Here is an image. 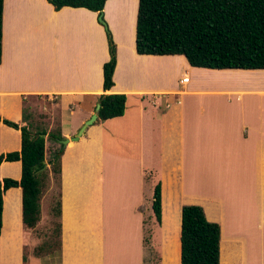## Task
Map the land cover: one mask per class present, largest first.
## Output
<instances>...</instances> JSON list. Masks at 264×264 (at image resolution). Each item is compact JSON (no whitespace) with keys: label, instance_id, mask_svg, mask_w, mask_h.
<instances>
[{"label":"crops","instance_id":"crops-1","mask_svg":"<svg viewBox=\"0 0 264 264\" xmlns=\"http://www.w3.org/2000/svg\"><path fill=\"white\" fill-rule=\"evenodd\" d=\"M110 3L125 1L107 0L103 9L117 46L114 85L105 91L104 64L111 56L100 12L4 0L2 118L20 126L42 120L48 131L57 121L66 138L96 112L101 94L127 95L122 116L98 117L63 149L61 247L28 257L76 264L71 258L88 251L105 264L111 225L121 219L128 226L123 237L136 239L138 264H168L173 249L181 264L182 208L198 204L221 225V264H264V69L197 67L183 54H139V0L132 33L124 20L115 31ZM53 98L58 115L50 110L40 120L34 101ZM49 143L47 135V167ZM21 148V130L0 120V154ZM21 176L20 160L0 164V181ZM159 182L161 222L153 210ZM26 233L23 190L11 187L3 196L0 264H27Z\"/></svg>","mask_w":264,"mask_h":264},{"label":"trees","instance_id":"trees-1","mask_svg":"<svg viewBox=\"0 0 264 264\" xmlns=\"http://www.w3.org/2000/svg\"><path fill=\"white\" fill-rule=\"evenodd\" d=\"M56 10L64 6L84 7L103 12L107 0H48ZM4 0H0V63L3 57ZM110 60L104 64V90L114 85L117 46L107 31ZM136 49L139 54H183L192 66L215 69H264V0H139ZM127 95L103 93L99 98V119L119 117L125 113ZM26 110V109H25ZM26 112V111H25ZM25 118L27 114L25 113ZM6 125L20 129L22 148L0 154L4 161L22 162L20 180L6 177L0 181V235L3 227V196L11 187L23 190V222L35 228L41 220V199L48 177L46 136L59 142L61 128L48 131L30 123L2 118ZM48 163L61 172L63 144L50 153ZM59 217L61 201L59 202ZM153 210L162 221V186L154 191ZM59 248L61 222H59ZM51 247L48 251H51ZM221 225L207 218L198 204L182 208L181 264H221ZM177 264L179 257L176 254ZM24 262L27 257L24 256Z\"/></svg>","mask_w":264,"mask_h":264},{"label":"rangeland","instance_id":"rangeland-1","mask_svg":"<svg viewBox=\"0 0 264 264\" xmlns=\"http://www.w3.org/2000/svg\"><path fill=\"white\" fill-rule=\"evenodd\" d=\"M125 1V4L115 6L108 5L107 8V17H109L113 28L115 31L119 32V23L121 20H124L123 27L129 32L132 33L134 30V21L137 13V3L136 0H122ZM128 2V3H127ZM134 2V3H133ZM105 18V17H104ZM107 21V19L105 18ZM108 28L107 31H110L109 23L107 21ZM235 78L245 79L247 76H239ZM249 78V77H248ZM37 103V107H34V112L36 116L43 117L41 115L45 112H50L51 116L55 117L59 112V99L53 98L50 100L40 99V102L34 101ZM44 106H48V109H44ZM47 114V113H45ZM48 116V115H47ZM51 120V119H50ZM38 126H42L41 123L44 121H39ZM52 122V121H51ZM40 124V125H39ZM58 122L55 121L54 129L58 128ZM59 143V142H58ZM48 147H51L48 155H51L54 150H57L60 147V143H55L54 140L50 139ZM55 148V149H54ZM54 149V150H53ZM49 150V149H48ZM48 177L45 180V186L43 190V195L41 199V220L33 229H27V245L25 246V256L27 257V264H42L41 260L34 258L32 255L28 257V253L33 252L36 256L48 254V251L51 247L52 252H56L59 249V202H60V188H61V172L55 173L53 166L48 164ZM53 175V178L51 177ZM123 218L125 213L123 212ZM120 218V217H119ZM118 218V219H119ZM121 219L117 220L116 223L111 225L110 230H112V235L108 243V248L105 258V264H138V245L134 236L130 238H124L123 235H126L127 225L120 222ZM124 222H126L124 220ZM120 226V228L118 227ZM149 240V239H148ZM159 235H157L155 243L159 244ZM145 243V241H144ZM143 243V245H144ZM145 247V246H144ZM158 247V246H157ZM34 248V250H33ZM170 255L168 259V264H177L176 253L174 249L170 250ZM71 262L76 264H96L97 254L96 252H88L80 254L79 256L72 257Z\"/></svg>","mask_w":264,"mask_h":264},{"label":"water","instance_id":"water-1","mask_svg":"<svg viewBox=\"0 0 264 264\" xmlns=\"http://www.w3.org/2000/svg\"><path fill=\"white\" fill-rule=\"evenodd\" d=\"M104 13L103 12H100L99 14V21L106 27L108 28V25H107V21L105 20L104 18ZM101 108V104L98 103L97 106H96V112L93 113L91 115V117L89 119H87L85 121V123L83 124V126L78 130L77 134L74 135V136H71V137H66V138H63V139H60V143L63 144V149L66 148V146L73 140H78L81 136H83L86 131H87V128L88 126L94 124L95 121H97L98 119V111L100 110ZM45 167H47V164L45 165Z\"/></svg>","mask_w":264,"mask_h":264},{"label":"built area","instance_id":"built-area-1","mask_svg":"<svg viewBox=\"0 0 264 264\" xmlns=\"http://www.w3.org/2000/svg\"><path fill=\"white\" fill-rule=\"evenodd\" d=\"M184 82H188L189 81V76H185L183 79Z\"/></svg>","mask_w":264,"mask_h":264}]
</instances>
